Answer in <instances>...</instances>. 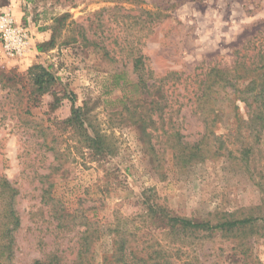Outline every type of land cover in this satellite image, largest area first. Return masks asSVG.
I'll list each match as a JSON object with an SVG mask.
<instances>
[{
  "label": "rangeland",
  "instance_id": "374dc122",
  "mask_svg": "<svg viewBox=\"0 0 264 264\" xmlns=\"http://www.w3.org/2000/svg\"><path fill=\"white\" fill-rule=\"evenodd\" d=\"M141 9L159 16L139 17ZM2 13L28 34L18 55L0 44V176L18 190L21 222L13 264L49 254L72 262L85 242L81 264H121L114 261L118 241L130 259L264 264V227L246 230L253 236L241 245L235 233H181L166 224L169 217L215 224L264 216V131L244 127L241 143L227 139L230 154L184 166L172 138H156L151 150L122 110L130 101L147 104L135 86L136 51L155 78L197 73L211 59L229 64L232 51L264 24V0H0ZM38 65L54 83L35 97L30 70ZM73 104H86L89 133L104 135L113 152L95 154L63 124ZM188 110L176 120L192 144L205 129ZM156 126L153 134H161ZM231 130L233 120L214 127Z\"/></svg>",
  "mask_w": 264,
  "mask_h": 264
},
{
  "label": "trees",
  "instance_id": "16d2710c",
  "mask_svg": "<svg viewBox=\"0 0 264 264\" xmlns=\"http://www.w3.org/2000/svg\"><path fill=\"white\" fill-rule=\"evenodd\" d=\"M140 13L139 17L143 14L149 18L159 16L143 9ZM141 23H144V19ZM133 56V71L137 80L135 86L142 94H146L147 99L144 98L143 102L147 104L140 105V101L139 103L130 101L124 103L122 110L129 121L138 125L151 150L155 149L153 140L157 142L156 138L167 137L168 140L172 138L173 155L180 164L186 166L204 161L206 158H217L226 151L230 154L232 149L227 147V139L234 137L235 142L241 143L244 139V127L249 134L259 135L264 131V24L232 51L229 64L211 59L203 67H197V73L184 75L182 72L170 71L162 77L155 78L143 60V55L136 51V55L134 53ZM30 72L31 94L38 97L49 92L54 83L52 74L39 65L32 67ZM238 104L243 105L242 114ZM185 106L188 107L190 115L201 120L205 129L201 137L192 144L184 141L185 136L180 133L178 126L181 124L176 120L181 108ZM87 114L86 104L80 107L73 104L71 114L63 124L78 135L85 146L95 154L113 152L104 135L95 130L89 133L85 125ZM183 117L184 115L180 118ZM225 120H233L236 125L235 134H232V130L227 133L214 131L216 124ZM157 124L161 125L162 131L161 134L155 135L153 132H156ZM165 125L178 128L169 135L164 131ZM241 125L244 126L241 128ZM247 150L249 149L243 150L246 163ZM17 195V188L4 176H0V264H13L15 233L21 223L15 209ZM153 212L156 213L155 210ZM166 224L181 233L220 231L233 237L235 233L236 237L240 238L239 243L243 245V239L253 236L252 229L264 227V216L222 218L215 224L209 221L195 222L187 218L169 217ZM246 230H251L252 233L246 236ZM86 233L87 229L82 235ZM117 244L115 263L167 264V261L162 263L140 257L130 259L126 255L123 241H118ZM86 250V242L79 244L76 259L72 262H63L58 255L49 254L43 259L34 260L32 264H81L80 257L86 254ZM153 254L159 256V252Z\"/></svg>",
  "mask_w": 264,
  "mask_h": 264
},
{
  "label": "built area",
  "instance_id": "2783aa9c",
  "mask_svg": "<svg viewBox=\"0 0 264 264\" xmlns=\"http://www.w3.org/2000/svg\"><path fill=\"white\" fill-rule=\"evenodd\" d=\"M0 44L3 51L11 56L22 53L28 44L27 31L17 26L8 13L0 16Z\"/></svg>",
  "mask_w": 264,
  "mask_h": 264
}]
</instances>
